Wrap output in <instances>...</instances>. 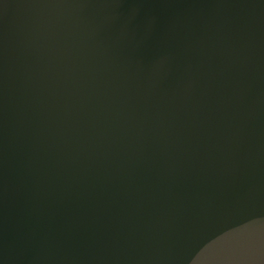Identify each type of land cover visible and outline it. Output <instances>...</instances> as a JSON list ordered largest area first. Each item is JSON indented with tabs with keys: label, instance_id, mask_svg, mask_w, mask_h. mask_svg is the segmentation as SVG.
<instances>
[{
	"label": "water",
	"instance_id": "obj_1",
	"mask_svg": "<svg viewBox=\"0 0 264 264\" xmlns=\"http://www.w3.org/2000/svg\"><path fill=\"white\" fill-rule=\"evenodd\" d=\"M0 264H264V0H0Z\"/></svg>",
	"mask_w": 264,
	"mask_h": 264
}]
</instances>
